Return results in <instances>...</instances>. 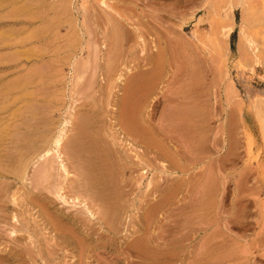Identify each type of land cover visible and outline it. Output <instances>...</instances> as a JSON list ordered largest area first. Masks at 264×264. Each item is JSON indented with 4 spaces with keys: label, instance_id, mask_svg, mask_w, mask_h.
Listing matches in <instances>:
<instances>
[{
    "label": "rangeland",
    "instance_id": "374dc122",
    "mask_svg": "<svg viewBox=\"0 0 264 264\" xmlns=\"http://www.w3.org/2000/svg\"><path fill=\"white\" fill-rule=\"evenodd\" d=\"M263 28V0H0V264H264Z\"/></svg>",
    "mask_w": 264,
    "mask_h": 264
},
{
    "label": "bare ground",
    "instance_id": "6f19581e",
    "mask_svg": "<svg viewBox=\"0 0 264 264\" xmlns=\"http://www.w3.org/2000/svg\"><path fill=\"white\" fill-rule=\"evenodd\" d=\"M264 1V0H263ZM262 9H263V7H262ZM263 11V10H262ZM262 13V12H261ZM258 16V15H257ZM45 18V15H43L42 16V18ZM46 19V18H45ZM261 19H263L262 17H260V20ZM40 20V19H39ZM259 22V21H258ZM262 22V21H261ZM260 23V22H259ZM13 26V25H12ZM231 29V28H230ZM230 29L229 28H222V31H221V35L223 36V37H225L226 38V36H228V34H229V32H230ZM240 29V28H239ZM242 29V28H241ZM195 32V31H194ZM241 34V33H240ZM242 36H241V41L243 42V44L246 46V48L248 49V51L252 54V56H253V64H254V66H253V68H252V70H250V73L252 74H254L257 70H256V68H257V66L261 63L262 64V70H261V77H262V79L264 80V55L263 56H261V59L255 54V50L256 49H258V40L256 41L255 39H252V38H250V37H246V35H243V33L241 34ZM29 38V37H28ZM27 38V39H28ZM32 38V37H31ZM30 39V38H29ZM261 40H260V43H261V45L263 46V49H264V28H263V35H262V37L260 38ZM259 43V44H260ZM260 67H261V65H259ZM246 68V67H245ZM258 73V72H257ZM251 74H250V76H251ZM252 74V75H253ZM258 75V74H257ZM247 78V77H246ZM142 82H143V84H144V81H145V77H143L142 78ZM261 81V80H260ZM141 88V87H140ZM141 91V90H140ZM136 92V91H135ZM128 96V95H127ZM131 96V95H130ZM126 103V102H125ZM128 103V102H127ZM31 108V107H30ZM31 110V109H30ZM29 110V111H30ZM31 112H32V110H31ZM131 112V111H130ZM258 112V111H257ZM129 113V112H128ZM34 115V114H33ZM127 115V114H126ZM132 116V115H131ZM126 118V117H125ZM132 118V117H131ZM262 118V117H261ZM33 119V118H32ZM28 120V119H27ZM30 120V119H29ZM134 120V119H133ZM30 122V121H29ZM263 122V121H262ZM83 125H84V123H83ZM86 125V124H85ZM85 125H84V127H82V126H79L78 128H77V130H76V132L71 136V138L69 139V142H68V153H69V155L73 158V159H80L81 161L80 162H82L83 164V177H84V180H85V185L87 186V188H89L91 191H92V193H93V195L97 198V199H99V200H101V202L103 203V204H105V206L110 210V211H114L115 210V203H112L111 201H110V203H108V201L110 200V198H107V197H105V195L107 194V190L105 189V191H101L105 186H107V179H109L110 180V175H109V177L107 178V175L105 174V172H104V168H102L101 167V164H102V162H104L108 157H110L109 155H110V153H109V151H108V149H106V147L105 146H103V144H102V140L100 141L99 140V135H98V137L96 136V134H95V132L93 133L91 130H89V129H87V128H85ZM137 125V124H136ZM27 126V125H26ZM133 126H134V124H133ZM30 127V126H29ZM28 127V128H29ZM31 128V127H30ZM124 128L125 129H123L124 131H126V133L128 134V135H134V137L137 139V141L138 142H140L142 145H145V144H147V142H146V133L143 131V129L142 130H139L140 129V127L138 128V130H134L133 129V127H132V124L130 123H128L127 125H125L124 126ZM263 128H264V123H263ZM25 129H26V127H25ZM36 130H37V128H36ZM93 131H94V129H92ZM33 130L31 131V130H28L26 133H25V135H23L22 134V136L25 138L26 137V139L28 138V139H30V141H32L31 140V138L33 137ZM35 136V135H34ZM41 136V135H40ZM42 137V136H41ZM37 138V137H36ZM62 139H63V132L62 133H59L55 138H54V144H55V147H59L60 146V143H61V141H62ZM52 140V139H51ZM23 141V140H22ZM27 141V140H26ZM35 141V140H34ZM29 142V141H28ZM146 142V143H145ZM32 144H30V145H26V144H24L25 145V147H27V149L25 150V151H27V152H32V147H34L35 145L33 144V143H35V142H31ZM44 143V142H43ZM149 143V142H148ZM37 144V143H36ZM156 144V143H155ZM154 144V145H155ZM23 145V144H22ZM32 145H34V146H32ZM155 146H157V145H155ZM35 148H36V146H35ZM158 148V147H157ZM37 149V148H36ZM33 150H35L34 148H33ZM159 150V149H158ZM39 151V150H38ZM45 151V150H44ZM156 151H157V149H156ZM24 152V149H23V151L21 152V153H23ZM36 151H33L32 153V155H34V153H35ZM20 153V154H21ZM30 153H29V155L28 156H26V152H25V158L26 159H28L29 160V156H30ZM48 153V151H45L43 154H42V156L44 155V156H46V154ZM19 154V155H20ZM159 154V153H158ZM22 155V154H21ZM36 155V154H35ZM34 155V156H35ZM160 155V154H159ZM16 156V155H15ZM23 156V155H22ZM22 156H19V157H17L18 159H16L15 161L16 162H18V160L19 159H21V157ZM37 156V155H36ZM38 156L40 157L41 155H39L38 154ZM156 156V155H155ZM28 157V158H27ZM31 157V156H30ZM157 157V156H156ZM23 158H24V156H23ZM22 158V159H23ZM159 158H160V156H159ZM25 159V160H26ZM31 159V158H30ZM38 159V158H37ZM25 160H23L22 161V163L25 161ZM33 160V158L31 159V161ZM19 161H21V160H19ZM30 160L29 161H27V163L28 162H31ZM78 161V160H77ZM79 162V161H78ZM79 162V163H80ZM14 163V162H13ZM25 163V162H24ZM23 163V164H24ZM17 164V163H16ZM19 164V163H18ZM20 164H21V162H20ZM26 164V163H25ZM31 164V163H30ZM104 164V163H103ZM102 164V165H103ZM43 166L41 167V172H45V171H43V170H47V165H45V163L44 164H42ZM45 165V166H44ZM14 166V165H13ZM20 166V168H21V165H19ZM24 166V165H23ZM15 167H16V165H15ZM26 167V166H25ZM45 169H44V168ZM63 167V166H62ZM17 168H19V167H17ZM17 168H15V169H17ZM106 168V167H105ZM43 169V170H42ZM18 170V169H17ZM16 170V171H17ZM20 170V169H19ZM22 170V169H21ZM23 170H24V168H23ZM26 170V169H25ZM18 172V171H17ZM21 172V171H20ZM22 172H24V171H22ZM21 172V173H22ZM48 173V172H47ZM47 173H45V174H47ZM17 174V173H16ZM108 174H109V172H108ZM81 175V174H80ZM2 176V175H1ZM40 176V175H39ZM46 176V175H45ZM42 177V176H41ZM43 178V177H42ZM45 178V177H44ZM43 178V179H44ZM41 179V178H40ZM103 192V193H102ZM105 192H106V194H105ZM103 194H105V195H103ZM112 194V193H111ZM110 194V195H111ZM108 196H109V194H108ZM114 197V196H113ZM114 214V213H113Z\"/></svg>",
    "mask_w": 264,
    "mask_h": 264
}]
</instances>
